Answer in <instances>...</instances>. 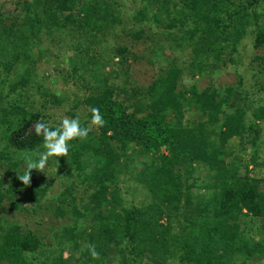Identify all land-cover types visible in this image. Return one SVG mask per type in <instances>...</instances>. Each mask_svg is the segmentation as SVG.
<instances>
[{"label": "trees", "instance_id": "trees-1", "mask_svg": "<svg viewBox=\"0 0 264 264\" xmlns=\"http://www.w3.org/2000/svg\"><path fill=\"white\" fill-rule=\"evenodd\" d=\"M8 1L13 13L0 5V264H264V95L251 98L264 92V0H141L131 17L120 0ZM69 23L81 33L59 46L73 59L60 92L38 65L55 46L41 48L40 34L61 41ZM159 37L182 58L145 84L136 68L156 66ZM241 64L236 84L200 87L210 71ZM92 108L104 125L71 141L67 157L32 169L25 185L27 161L45 151L37 124L79 117L89 129ZM125 182L142 192L138 204L121 201ZM80 187L91 191L83 210ZM26 211L34 225L19 217Z\"/></svg>", "mask_w": 264, "mask_h": 264}, {"label": "rangeland", "instance_id": "rangeland-1", "mask_svg": "<svg viewBox=\"0 0 264 264\" xmlns=\"http://www.w3.org/2000/svg\"><path fill=\"white\" fill-rule=\"evenodd\" d=\"M120 1H121L124 16L128 15L129 17H131L134 14V11L136 9H138L140 6H143V3L141 0H138L137 2H135V0H120ZM0 5L3 7L2 11H4L7 14H11L15 11V5L11 1L0 0ZM34 6L37 8V11H38V9L40 11V6L37 3ZM73 27H75V26H73ZM73 27L70 23L66 26L65 31H63V33H62L61 41H59L58 38H56L54 36H52V37L50 36L48 38L47 32L43 31V33L41 32L42 34H40V36H41L40 42L43 43V44H40L41 48H47V47H49L50 44H52V45L55 44V46L53 45V47H51L48 54L44 57V60H42V58L38 59V65H40V70L42 71V74L49 77L52 80L54 87L58 88L60 90V92H62L64 89H66V86L71 84V81L69 80V78H66V76H68V74L65 72V68H71L72 67L73 59L70 58V54H66L65 56L60 57V50L59 49L61 47L65 48L66 45H67V47L70 46L72 44V41L81 33L79 30H77V28L73 29ZM57 36H59V34ZM158 39L160 40V42L163 45L159 49L160 59L157 60L156 63H154V65H156V66H150L148 63L143 61V63L140 64L136 68L137 76L140 79H142V81H144L145 84H147L149 81H151V78H152L155 70H157L160 66H163L167 61L172 60L173 58H182L180 53L178 51H176V47L173 46L171 44V42L166 41L163 37H159ZM51 41H54V43ZM123 42H125V41H123ZM146 45L137 44L136 48L139 49L141 52V50L144 47H146ZM59 46H61V47H59ZM36 48L37 47H35L34 50L32 48V52H34L37 56V54L40 52V50H39L40 48H37V50H36ZM244 64L239 65L237 67V69H236V66L230 67L228 71H224L223 69H219V68L214 69L208 73V75L205 79L199 80V81H201V83L199 85H200V87H205L206 85L211 84V82L216 83V84L221 83V85H225V86L231 85V84H236L238 81L237 80L238 78L236 76L237 71H242L244 68ZM116 67H118V66H116ZM110 69L113 70L112 67H110ZM63 74H64V78H66L65 80H64V78H62ZM244 75H245V77L243 79V85H244V87L248 88L251 86L253 79H251V77L249 75H247L246 69L244 71ZM115 81L119 82V81H121V78H116ZM181 83H183L185 85V87H189V85L191 83H193V79H191L190 77L183 78ZM87 93H88V91H87ZM262 95H264V92H262L258 95H255V96L251 95V98H256V97L259 98ZM235 101H236V97H234V100L232 102L235 103ZM254 104L257 105L259 103H254ZM88 126H89V129H88L89 132L95 131L94 123L91 122ZM234 142H235L234 143L235 145L239 144V142L237 140H235ZM261 148L264 149V143H263ZM146 160L148 162H151L152 159H151V157H147ZM245 163H246V161H245ZM25 166L26 165L23 164L20 169H24ZM44 170L45 169H43V171ZM243 172H244V168H242L241 173H243ZM49 173H52V171H50ZM263 175H264V172H263ZM58 188H59V182L57 181L55 187L49 191L47 196H49V197L55 196L58 192L57 191ZM90 192L91 191L84 190L83 187H80V189H78V193L75 195V198L78 200V203H79L78 208H80L81 210H83V203L87 202V204H89V201L85 200L84 202H81V200L83 198L84 199L87 198V196H89ZM121 194H122L121 201H123L127 204H131V203H137L138 204L140 202V200L142 199V192L139 190V188L137 186L131 185L130 183H126V182L123 184ZM48 207L53 212L54 205L49 204ZM46 210L47 209H44V211H46ZM18 214H19V217L22 219V222L27 217L33 218V214L31 212H28V211H26L25 213H22V214L21 213H18ZM50 217H52L51 219H54V216L51 214V212H49V219H50ZM49 219L47 222L50 223L51 221ZM59 220L60 219L56 220V222ZM72 220H73V218H71V221ZM33 221H35V219L31 220L32 225H34ZM84 225L87 226L88 221H85ZM175 226L177 228V225H175ZM42 228L45 231L44 233L48 232L45 229V227H42ZM254 230L255 229H253V231ZM71 264H78V263H77V261H72ZM110 264H116V263L111 262ZM151 264H159V263L156 261H151ZM169 264H174V262L171 261Z\"/></svg>", "mask_w": 264, "mask_h": 264}, {"label": "clouds", "instance_id": "clouds-1", "mask_svg": "<svg viewBox=\"0 0 264 264\" xmlns=\"http://www.w3.org/2000/svg\"><path fill=\"white\" fill-rule=\"evenodd\" d=\"M92 123L103 126L104 120L100 115L98 108H92ZM37 135L43 137V147L45 151L40 154L38 161H27V171L20 177L25 185L30 184L32 169L43 170L50 157H67L72 147L71 141L83 140L88 137L89 130L81 127L79 117L73 119H63L58 126H53L49 121H43L36 126ZM93 258H98L95 246H89Z\"/></svg>", "mask_w": 264, "mask_h": 264}]
</instances>
